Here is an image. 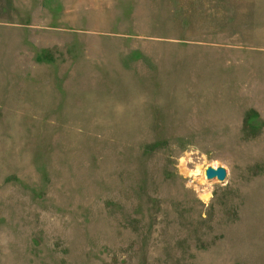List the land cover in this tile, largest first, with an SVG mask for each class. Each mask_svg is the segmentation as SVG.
Listing matches in <instances>:
<instances>
[{
	"label": "rangeland",
	"instance_id": "obj_1",
	"mask_svg": "<svg viewBox=\"0 0 264 264\" xmlns=\"http://www.w3.org/2000/svg\"><path fill=\"white\" fill-rule=\"evenodd\" d=\"M0 264H264V0H0Z\"/></svg>",
	"mask_w": 264,
	"mask_h": 264
},
{
	"label": "water",
	"instance_id": "obj_2",
	"mask_svg": "<svg viewBox=\"0 0 264 264\" xmlns=\"http://www.w3.org/2000/svg\"><path fill=\"white\" fill-rule=\"evenodd\" d=\"M207 179H218L219 181H224L227 177V170L224 166H208L205 171Z\"/></svg>",
	"mask_w": 264,
	"mask_h": 264
},
{
	"label": "trees",
	"instance_id": "obj_3",
	"mask_svg": "<svg viewBox=\"0 0 264 264\" xmlns=\"http://www.w3.org/2000/svg\"><path fill=\"white\" fill-rule=\"evenodd\" d=\"M38 60H41V58L39 57ZM250 112H251V113H250ZM250 112H249V114L246 116V120H245L246 124H250L251 121L254 120V119H253V116H258V114L255 113L254 110H251Z\"/></svg>",
	"mask_w": 264,
	"mask_h": 264
},
{
	"label": "bare ground",
	"instance_id": "obj_4",
	"mask_svg": "<svg viewBox=\"0 0 264 264\" xmlns=\"http://www.w3.org/2000/svg\"><path fill=\"white\" fill-rule=\"evenodd\" d=\"M215 165H216V164H213V166H215ZM205 171H206V169H205ZM197 173H198V170H197ZM206 179H207V177H206ZM203 180H204V178H203ZM207 180H209V179H207ZM204 181H205V180H204ZM200 195H201V197H202L204 200H207V199L210 197L209 192L201 193Z\"/></svg>",
	"mask_w": 264,
	"mask_h": 264
}]
</instances>
